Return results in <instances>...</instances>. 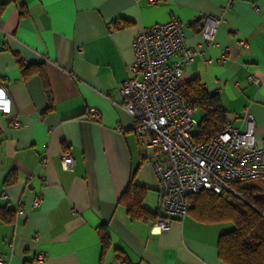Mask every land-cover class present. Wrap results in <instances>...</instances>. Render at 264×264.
Masks as SVG:
<instances>
[{"label": "crops", "instance_id": "obj_1", "mask_svg": "<svg viewBox=\"0 0 264 264\" xmlns=\"http://www.w3.org/2000/svg\"><path fill=\"white\" fill-rule=\"evenodd\" d=\"M206 14L220 17L214 42L204 45L194 24L185 28L187 44H202L203 51L181 81L197 78L217 94L234 127L244 130L249 112L256 142L264 145V0H0V86L11 101L8 114L0 111L5 261L223 264L218 240L229 229L225 223L187 215L158 233L154 221L131 218L121 201L132 182L145 189L143 206L160 213L151 151L140 147L119 95L135 58L134 39L142 27L172 18L197 22ZM40 70L50 84V109ZM251 73L261 86L248 81ZM89 107L100 111L99 123L85 117ZM66 149L76 160L72 170L62 166Z\"/></svg>", "mask_w": 264, "mask_h": 264}, {"label": "built area", "instance_id": "obj_2", "mask_svg": "<svg viewBox=\"0 0 264 264\" xmlns=\"http://www.w3.org/2000/svg\"><path fill=\"white\" fill-rule=\"evenodd\" d=\"M16 1V0H13ZM156 4L158 0H149ZM220 23L217 15H203L197 22H182L172 18L164 23L142 27L133 42L134 61L128 67V77L119 88L121 107L133 119L132 131L141 148L150 150L148 160L159 180V210L161 216L153 223V230H169L174 218L188 215V197L202 190H232L234 183L264 184V145L255 138V121L247 112L242 120L244 130L227 119L225 128L210 141L198 143L192 133L198 125L199 108L192 107L179 93L186 68L202 53V44H187L185 28L197 26L203 44L214 42ZM225 53L221 61H225ZM26 64L25 60H22ZM248 81L261 86L263 81L254 73ZM0 111L8 114L11 101L8 89L0 86ZM85 117L101 121L100 111L89 107ZM20 127V122H13ZM121 132V129H118ZM1 140V138H0ZM48 162L47 153L41 165ZM76 160L71 151L62 153V166L74 169ZM7 199L8 195L3 193ZM42 196L34 199L40 206ZM40 259H44L43 256ZM0 264H10L0 254ZM113 264H129L118 259Z\"/></svg>", "mask_w": 264, "mask_h": 264}, {"label": "trees", "instance_id": "obj_3", "mask_svg": "<svg viewBox=\"0 0 264 264\" xmlns=\"http://www.w3.org/2000/svg\"><path fill=\"white\" fill-rule=\"evenodd\" d=\"M24 13V12H23ZM22 13V14H23ZM26 73V70L24 71ZM52 107L47 75L39 71ZM179 93L192 107L203 112L192 133L195 142L212 139L226 126L227 116L217 94L210 95L197 78L181 83ZM232 190H202L188 197V215L206 223H228L233 227L220 234L218 256L223 264H264V189L257 184L234 183ZM145 189L132 182L121 197L126 200L131 218L157 221L161 213L143 206ZM106 237H103L105 241Z\"/></svg>", "mask_w": 264, "mask_h": 264}, {"label": "rangeland", "instance_id": "obj_4", "mask_svg": "<svg viewBox=\"0 0 264 264\" xmlns=\"http://www.w3.org/2000/svg\"><path fill=\"white\" fill-rule=\"evenodd\" d=\"M201 116H202V113L199 110V112L196 114V118L199 120L201 118ZM247 184L248 185L257 184V185L261 186L264 189V184H262V183H260L258 181H253V182L247 183ZM224 225H227L229 227V229H231L233 227V224L231 222L225 223Z\"/></svg>", "mask_w": 264, "mask_h": 264}]
</instances>
